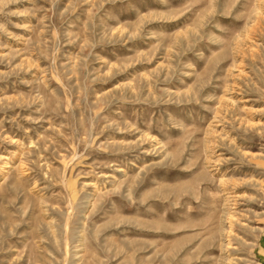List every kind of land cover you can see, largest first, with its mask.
<instances>
[{
    "label": "rangeland",
    "instance_id": "rangeland-1",
    "mask_svg": "<svg viewBox=\"0 0 264 264\" xmlns=\"http://www.w3.org/2000/svg\"><path fill=\"white\" fill-rule=\"evenodd\" d=\"M0 264H264V0H0Z\"/></svg>",
    "mask_w": 264,
    "mask_h": 264
}]
</instances>
